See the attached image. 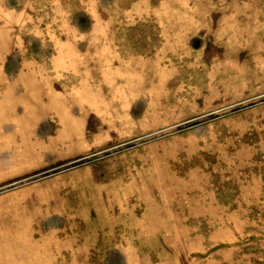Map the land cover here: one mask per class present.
<instances>
[{"label":"rangeland","instance_id":"obj_1","mask_svg":"<svg viewBox=\"0 0 264 264\" xmlns=\"http://www.w3.org/2000/svg\"><path fill=\"white\" fill-rule=\"evenodd\" d=\"M0 264H264V0H0Z\"/></svg>","mask_w":264,"mask_h":264}]
</instances>
